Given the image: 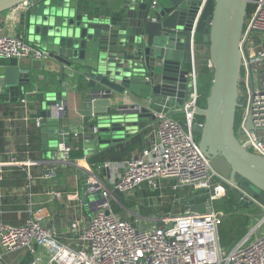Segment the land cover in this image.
Masks as SVG:
<instances>
[{"label":"water","instance_id":"water-1","mask_svg":"<svg viewBox=\"0 0 264 264\" xmlns=\"http://www.w3.org/2000/svg\"><path fill=\"white\" fill-rule=\"evenodd\" d=\"M24 1L29 0H0V14ZM33 1L20 12L19 25L24 39L46 51L47 59L23 65L15 57H0V66L6 86H27L40 70L50 75L48 89H36L45 151L41 163L47 172L60 166L49 153L59 143L69 144V96L79 102L78 112L92 117V140L100 146L119 143L153 119L152 112L161 109L156 103L179 107L167 116L185 113L186 76L206 47L212 79L204 106L194 109L202 121L191 128L183 120L179 124L198 134L197 145L210 160L214 181L235 193L242 207L264 206V158L238 141L234 127L240 106L239 42L249 0H207L194 30L200 0H160L154 10L148 0H125L104 10L92 9L87 0ZM56 104L64 109L53 118L50 108ZM247 127L252 128L249 118ZM83 184L86 195L98 199L89 191L91 183ZM87 197L80 194L90 206ZM113 197L132 214L131 220L139 216ZM180 202L191 212L209 210L208 200L181 197Z\"/></svg>","mask_w":264,"mask_h":264},{"label":"built area","instance_id":"built-area-1","mask_svg":"<svg viewBox=\"0 0 264 264\" xmlns=\"http://www.w3.org/2000/svg\"><path fill=\"white\" fill-rule=\"evenodd\" d=\"M24 1L21 10L32 4ZM207 0H200L193 30ZM253 7L247 15L240 36L241 57L238 100L240 119L235 131L238 141L251 152L264 158V0H249ZM158 0H151L154 10ZM257 40V43H255ZM0 57L45 60L48 53L24 39L22 35H0ZM212 74L209 57L205 61ZM186 99L182 108L183 120L189 128L195 121L194 109L200 96L197 71L192 64L187 74ZM64 106H51L50 115L57 118ZM151 142L140 155L122 161H104L93 165L96 171L109 170L106 179L97 177L91 166L85 168L91 183L89 191L94 212L82 229L80 220L71 222L74 244L56 239L53 229L45 227L38 218L29 217L18 224L0 221V247L3 253L20 249L34 252L35 246L50 251L47 264H264V206L259 204L258 221L229 249L221 246L218 227L223 212L215 207L226 195V188L213 180L215 171L210 160L200 151L191 132H185L179 120L167 116V110L153 111ZM250 119L252 128L247 127ZM40 117L35 124L39 126ZM95 128L92 131L95 132ZM68 137H78L77 131H68ZM69 144L57 145L55 159L60 166H78L70 160ZM17 161L0 162L17 164ZM172 180V188L190 189L201 193L209 201V210H183L164 218L161 225L144 227L130 218H123L111 207L114 191L130 193L146 183L152 189L156 181ZM52 196L61 194L52 191ZM205 200V201H206ZM179 201H177L178 203ZM91 204V205H92ZM73 245V246H72ZM0 253V259L3 255Z\"/></svg>","mask_w":264,"mask_h":264},{"label":"crops","instance_id":"crops-1","mask_svg":"<svg viewBox=\"0 0 264 264\" xmlns=\"http://www.w3.org/2000/svg\"><path fill=\"white\" fill-rule=\"evenodd\" d=\"M87 1L92 9L104 10L125 0ZM22 10L21 6H17L0 14V35L10 33L23 36L18 17ZM206 51L207 48L203 47L201 58L195 64L197 84L198 88L202 84L200 89L202 92L208 91L212 77L205 65L208 57ZM19 61L23 65L39 62L32 58H21ZM1 75L3 76V68L0 66V162L14 159L18 163L4 164L0 168V221L18 224L29 217L38 218L45 227L49 225V228L54 230L58 241L74 244L70 240L73 236L70 229L71 222L80 220L79 228L82 229L95 210L93 204L85 206L80 199V194L84 197L88 196L82 186L83 180L89 178L85 168L91 166L94 169L92 164H88L89 160L98 157L107 148H111L109 155L116 153V156H119L118 161L140 155L151 142L152 120L123 141L100 146L97 140H92L91 137L94 124L92 117L83 116L78 112L79 102H73L69 96L66 106L69 113V131L79 133L78 137L69 138V145L72 148L69 156L70 160L76 162L78 166H54L47 172V166L41 163L45 151L40 143V130L35 120L40 117L41 104V94L36 89L47 90L50 85V75L44 70L33 72L31 82L27 86H6L2 82ZM55 84L59 89V84L57 82ZM156 106L167 110L168 113L179 109L176 105L167 106L164 103H156ZM170 116L178 120L183 118V114L178 112ZM33 137H37V141ZM49 154L56 155V151ZM94 173L97 177L106 179L109 170L94 169ZM173 182L171 180V184ZM52 191L59 192L61 198L53 197ZM160 191L164 195V190ZM178 192L177 201L180 206L178 212L184 210L180 202L181 197H192L196 203H201L196 201V198L202 195L201 193H194L187 188L180 189ZM87 198L91 203L93 202L94 198L90 196ZM243 210L242 213L250 217L251 223L255 217H258L260 208H243ZM169 211L172 212L173 207ZM0 253H3L1 247ZM27 257L31 258L28 264H47L50 251L45 247L35 246L33 253L27 249L3 253L0 264H21Z\"/></svg>","mask_w":264,"mask_h":264},{"label":"trees","instance_id":"trees-1","mask_svg":"<svg viewBox=\"0 0 264 264\" xmlns=\"http://www.w3.org/2000/svg\"><path fill=\"white\" fill-rule=\"evenodd\" d=\"M252 8L253 7L250 4H248L247 15L252 11ZM211 79H212V77H211ZM199 92H200V96H199L197 104L199 106L203 107L205 104V97H206L208 91L202 92L200 90ZM239 119H240V111H239V109H237L236 117H235V126H234L235 131L237 129ZM195 120L198 122H201L202 117L200 115H196ZM194 138H195V140H197L198 134H194ZM33 139L37 141V137H35V138L33 137ZM110 152H111V148L105 149L98 157H94L93 159H90L88 164H90V165L92 164V166H93V165H96L99 163H103L104 161H118L119 156H116V153H112V155H109ZM172 184H170V187L167 190L164 189V194L168 195V197L165 201L166 205H164V208H162V209H168L167 212L169 211V209H171L175 205L178 204V206H179V203H177V198L179 197V192H178L179 190H174L171 187ZM146 186L148 187V185H146ZM151 190L152 191L150 193H148V194H150V196H152V197L153 196H160V198H161L162 193H161V191H159V189L157 187L154 189H151ZM113 194L122 205H124L128 209H133V205L131 203L123 202L124 193H121L119 191H114ZM146 196H147V193H146ZM159 200H162V199H159ZM205 200H206L205 195H200V197L198 196L196 198V201H198V202H203ZM163 203H161V204H163ZM215 206H216L215 208L218 211L223 212L222 222L218 227L219 239L221 240L222 233L226 232L225 235L230 234V235L234 236V238H235L234 243H236L248 231L247 226L250 225L249 224L250 217L247 214H242L240 212H237L238 210H243L244 207H242L241 205L238 204L237 196L232 191H227L225 197H223L221 200L217 201ZM111 207L115 213H119L122 210L121 207L117 203H115L114 201H111ZM139 208H140L139 213L143 216H151L154 212V210L149 211V210H143L142 207H139ZM234 243H232V245ZM30 260H31V258L27 257L21 262V264H28Z\"/></svg>","mask_w":264,"mask_h":264},{"label":"rangeland","instance_id":"rangeland-1","mask_svg":"<svg viewBox=\"0 0 264 264\" xmlns=\"http://www.w3.org/2000/svg\"><path fill=\"white\" fill-rule=\"evenodd\" d=\"M201 85L202 84H200L199 91L201 89ZM170 184H171V180L156 181V185H157V188L159 189V191L160 190L163 191L164 189L167 190L170 187ZM146 185H147L146 183L142 184L141 185L142 188H137V189L133 190L132 192H130L129 194L124 193L123 202L131 203L133 205V209H129V210L132 211V213H136L137 215H139V216L135 215L133 218V220L136 223L137 222L141 223L144 227L150 228L152 226L161 225L164 218H167L170 214H175L174 212H178L180 209H179L178 205H175L173 207L172 212H170V211L167 212L168 209H162V208H164V205H166L165 201H166L168 195H165L163 193L165 196L161 195V198H158L159 196H153L152 197V196H150V194H148L151 192V188L149 185H148V187ZM146 193H147V196H146ZM159 199H162V200H159ZM115 203H117V202H115ZM161 203H163V204H161ZM139 207H142L143 210H149V211L154 210V212L151 216H143L139 213V210H140ZM255 207H258V205L254 204L251 207H248L247 209H252ZM242 211H244V210H238L237 212L242 213ZM118 214L123 218H130V216L132 215L123 209ZM242 214H244V213H242ZM258 218L259 217H255L251 223L249 222L250 225L247 226V229L249 227H252L253 225H255L256 222L258 221ZM225 234H226V232L222 233L220 244L223 247H226L229 249L232 246V243H234L235 238H234V236H232L230 234H227V235H225Z\"/></svg>","mask_w":264,"mask_h":264}]
</instances>
